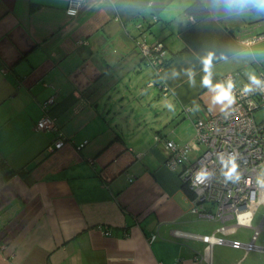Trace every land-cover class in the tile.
<instances>
[{"label":"crops","instance_id":"obj_1","mask_svg":"<svg viewBox=\"0 0 264 264\" xmlns=\"http://www.w3.org/2000/svg\"><path fill=\"white\" fill-rule=\"evenodd\" d=\"M251 1L259 12L203 0L212 16L194 25V0H0V264H208L207 243L175 233L223 225L193 212L167 141L193 143L198 119L233 105L225 76L264 72V0ZM140 41L164 43L160 78ZM47 115L55 128L39 131Z\"/></svg>","mask_w":264,"mask_h":264},{"label":"built area","instance_id":"obj_2","mask_svg":"<svg viewBox=\"0 0 264 264\" xmlns=\"http://www.w3.org/2000/svg\"><path fill=\"white\" fill-rule=\"evenodd\" d=\"M80 7L79 2L71 3L67 14L75 18ZM138 29L143 31L144 25H138ZM263 38V35H258L254 42ZM138 45L147 64L155 68L160 78L163 72L161 65L168 61L164 43L140 41ZM222 80L233 98V105L222 113L208 110L204 118L198 119L193 143L180 146L167 141L168 166L174 172L184 168L180 177L195 193L193 212L210 219L217 218L223 225L218 230L221 236L175 233L177 237L207 243L210 251L202 260L208 264H214L213 247L216 245L244 250L246 257L254 252L264 255V246L258 245L260 234L264 231V216L260 226L253 224L258 209L264 207V118L259 119L257 115L264 110V72L259 71L257 77L252 78L241 71ZM157 82L152 81L148 88L158 86ZM55 103V99H49L43 106L44 111L50 115ZM36 125L39 131L55 128L48 115ZM65 145L63 141H58L55 150H62ZM50 152L56 151L51 149ZM192 152L198 154L194 161H191ZM207 206L214 207L216 214L210 213ZM229 222H233V226L228 227ZM241 228L252 231L249 242L228 240L223 236ZM244 261L245 258L238 264H244Z\"/></svg>","mask_w":264,"mask_h":264},{"label":"rangeland","instance_id":"obj_3","mask_svg":"<svg viewBox=\"0 0 264 264\" xmlns=\"http://www.w3.org/2000/svg\"><path fill=\"white\" fill-rule=\"evenodd\" d=\"M119 85L123 87L122 84H119ZM146 86L142 88H146ZM257 115L259 119L264 118V110L260 111V113H258ZM263 216H264V207H260L258 209V213L253 223L255 227H258L261 225V220ZM228 224L233 225V222H229ZM251 234H252V231L241 228L240 230L237 231L236 238L240 241L249 242L250 240L249 238L251 237ZM260 235L261 237L258 242V245L264 246V231ZM245 255L246 254L243 250L238 251V250H234L231 248L230 249L218 248V250L216 251L215 260L217 264L222 263V262H226L227 264H238L242 261ZM244 264H264V256L260 255L259 253L254 252L250 254V256L247 258V261Z\"/></svg>","mask_w":264,"mask_h":264},{"label":"trees","instance_id":"obj_4","mask_svg":"<svg viewBox=\"0 0 264 264\" xmlns=\"http://www.w3.org/2000/svg\"><path fill=\"white\" fill-rule=\"evenodd\" d=\"M152 1H154V0H145V2H148V3L152 2ZM242 1H244L246 6L249 7L251 12H253L254 14L259 12V9L252 4L251 0H242ZM187 15L194 22V25H196V24L203 23L208 18H210L212 16V12L205 5L203 0H194V3L187 10ZM172 61L173 60H171L170 62H172ZM157 83H158V86L161 87V88L165 86L164 83L163 82H159V80H158ZM5 170L7 172L6 174H8V172H9L8 166H6ZM180 179H181V177H180ZM183 187H184V190H186L187 194L189 195L190 199H192V201H194L195 200L194 191L190 190L189 186L185 182H183Z\"/></svg>","mask_w":264,"mask_h":264}]
</instances>
